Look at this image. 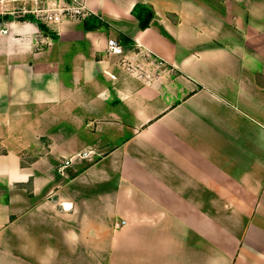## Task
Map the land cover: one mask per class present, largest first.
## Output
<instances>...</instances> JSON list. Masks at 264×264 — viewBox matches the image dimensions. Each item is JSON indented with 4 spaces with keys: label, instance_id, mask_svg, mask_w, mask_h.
<instances>
[{
    "label": "crops",
    "instance_id": "1",
    "mask_svg": "<svg viewBox=\"0 0 264 264\" xmlns=\"http://www.w3.org/2000/svg\"><path fill=\"white\" fill-rule=\"evenodd\" d=\"M78 1L0 22V264H264V0Z\"/></svg>",
    "mask_w": 264,
    "mask_h": 264
},
{
    "label": "built area",
    "instance_id": "2",
    "mask_svg": "<svg viewBox=\"0 0 264 264\" xmlns=\"http://www.w3.org/2000/svg\"><path fill=\"white\" fill-rule=\"evenodd\" d=\"M11 2H19L20 0H9ZM29 4V6L23 5L19 10L5 11L1 10L0 15H16L17 18L25 17L27 15H33L37 21H40L46 25H56L64 20H75L84 18L88 12L86 6L80 3L78 0H22ZM21 1V2H22ZM2 4V3H1ZM16 18V19H17ZM3 34H8V29H2ZM107 51L110 55H124V48L116 39H110L108 41ZM125 62V61H124ZM126 69L131 72H136L131 63H125ZM146 76L147 73H145ZM141 75V74H140ZM113 78L115 76H112ZM83 156H87L84 153ZM71 159H68L63 164V167L69 166ZM125 224V221H118L115 223V228H121Z\"/></svg>",
    "mask_w": 264,
    "mask_h": 264
},
{
    "label": "trees",
    "instance_id": "3",
    "mask_svg": "<svg viewBox=\"0 0 264 264\" xmlns=\"http://www.w3.org/2000/svg\"><path fill=\"white\" fill-rule=\"evenodd\" d=\"M133 14L139 19L142 29L149 27L153 18L155 17V12L153 8L146 4H140V5L135 6V8L133 9ZM4 18H7V20L9 19L8 21L13 20V19H10V16L8 15H6ZM16 20L21 21V22L35 21L39 24V27L41 28V30H43L45 33L52 34L54 36V33L50 30V28L46 24L40 21H37L33 15H27L25 17H20V18H17ZM2 21L3 20L0 18V22ZM0 188L5 190L4 185H0Z\"/></svg>",
    "mask_w": 264,
    "mask_h": 264
},
{
    "label": "rangeland",
    "instance_id": "4",
    "mask_svg": "<svg viewBox=\"0 0 264 264\" xmlns=\"http://www.w3.org/2000/svg\"><path fill=\"white\" fill-rule=\"evenodd\" d=\"M22 0H20L19 2H11L9 0H0V11L1 10H5V11H14V10H19L20 8L23 7V5L29 6V4H26V2H21ZM2 3V4H1ZM6 16V14L0 15V18L3 21H8L7 18H4ZM10 16V19H16V15H8ZM6 19V20H5Z\"/></svg>",
    "mask_w": 264,
    "mask_h": 264
}]
</instances>
